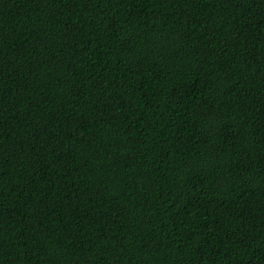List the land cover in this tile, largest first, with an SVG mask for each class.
<instances>
[{"label":"trees","instance_id":"1","mask_svg":"<svg viewBox=\"0 0 264 264\" xmlns=\"http://www.w3.org/2000/svg\"><path fill=\"white\" fill-rule=\"evenodd\" d=\"M0 264H264V0H0Z\"/></svg>","mask_w":264,"mask_h":264}]
</instances>
